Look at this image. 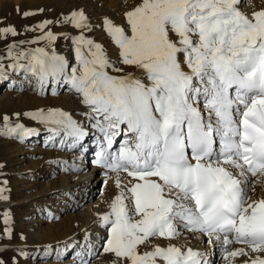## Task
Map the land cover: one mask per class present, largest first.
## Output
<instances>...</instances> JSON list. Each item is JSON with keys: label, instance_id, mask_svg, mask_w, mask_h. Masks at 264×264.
<instances>
[{"label": "snow or ice", "instance_id": "6c2138e0", "mask_svg": "<svg viewBox=\"0 0 264 264\" xmlns=\"http://www.w3.org/2000/svg\"><path fill=\"white\" fill-rule=\"evenodd\" d=\"M238 3L141 0L125 13L127 29L105 18L121 63L142 70L145 79L110 74L109 68L123 69L83 36L75 38L78 64L70 73L62 57L44 48L20 53L17 60L27 63L12 65L41 84L63 79L90 109L85 115L94 114L93 127L107 145L94 163L116 173L118 192L100 216L108 231L103 252L114 254L116 264H207L200 252L174 244L139 251L152 238L174 239L181 227L222 242L225 264L236 257L264 264V197L248 195L264 185V9L249 15ZM66 20L87 27L82 11ZM0 34L16 32L8 26ZM39 39L56 37L49 31ZM24 115L73 144L87 135L60 109ZM2 119L8 135L34 132ZM121 134L129 139L111 151ZM121 173L131 179L121 180ZM234 243L243 247L229 251Z\"/></svg>", "mask_w": 264, "mask_h": 264}, {"label": "rangeland", "instance_id": "374dc122", "mask_svg": "<svg viewBox=\"0 0 264 264\" xmlns=\"http://www.w3.org/2000/svg\"><path fill=\"white\" fill-rule=\"evenodd\" d=\"M139 3H141V0H31L30 4L26 0H0V28L11 26L16 32L15 35L0 34V78L3 75L7 76L3 86L0 87V190H2L0 191V196L3 197L0 198V264H59L57 257L50 255L41 257L40 250L58 247L59 244L57 242L61 240L57 238L59 233L53 236V234H49V231L35 235V233H32L35 230L29 227L31 224L26 223V221L46 219L44 216L39 219L43 206L40 205L37 209H33L35 212H31L32 205L27 199H29L31 194L37 195L39 193L42 195H39L37 199L41 201L40 203L48 201L49 196L47 194L44 195L41 190L46 183H52L53 179L59 175L58 173H53L50 176L45 177L44 175L41 177L40 174L42 173L39 167L34 172L38 173L40 177H33L29 173L34 169L31 161L40 158V154L28 155L27 153L25 155V153L22 154L23 149L30 142L35 144V146H43V139L37 138L30 141L29 139L32 137H21L19 133L6 134L2 117L7 115L9 117V125L13 127L16 124H22L30 129L40 127V120H34L29 116H25L24 113L37 110L47 111L50 109L52 101H54L51 97L60 96L64 93V90H62L63 88L57 90L52 88L51 83L46 85L39 82L41 91H36L37 79L30 72L13 68L12 65L17 63L26 64V58L17 60V56L20 53L29 54L37 48H44L49 54L54 52L60 57L64 56L67 66H70L71 63L73 64L74 58L78 64L75 38L84 37L86 34L96 31L104 34L106 41H103V47L101 46L103 52L108 51L109 46H114L120 53L118 46L115 45L105 29V17L103 16L108 14L105 12L107 9L109 14H111L113 10H110V7L115 6L112 18H106L111 20L114 25L127 29L125 13ZM107 6L110 7L108 8ZM74 11H82L84 13L87 27L77 28L70 20H66V17H70ZM24 13H31V15H24ZM41 24L44 25L42 28L39 27ZM49 31L55 35L56 39L54 41L39 39V37ZM106 37L108 38L106 39ZM86 39L94 42L93 38ZM114 56L115 54L113 53L112 57L115 58ZM115 66L123 69L122 72H117L119 75L130 73L131 65L122 64L121 58L120 62L117 65L115 64ZM124 68L129 69L126 71ZM6 99H10L12 103L7 104ZM17 113L19 115H14ZM46 147L48 151L51 149L48 146ZM81 158L78 160L80 165L84 162L81 161ZM107 180L100 184L98 189L103 192L104 205H107L106 207L108 208L109 201L111 202L112 200L110 197L114 193L111 189L105 192L107 186L110 185V180ZM99 191L97 196L93 197V200H96L100 195ZM79 209L80 207L76 208L72 213H77ZM107 211H109V208ZM68 214L66 212L63 214L65 216L62 217L68 219ZM39 223L37 226H41L38 227V230H47L50 227L47 221ZM65 225L70 227L69 223L63 220L62 226L64 228ZM90 236L92 237L93 234H90ZM107 238L108 236L104 239L102 238L104 243L98 250L101 259L91 264H115L117 258L114 254L103 252V246ZM51 253L55 254V252ZM102 257L109 258L108 262L102 261Z\"/></svg>", "mask_w": 264, "mask_h": 264}, {"label": "bare ground", "instance_id": "6f19581e", "mask_svg": "<svg viewBox=\"0 0 264 264\" xmlns=\"http://www.w3.org/2000/svg\"><path fill=\"white\" fill-rule=\"evenodd\" d=\"M26 2L30 4L31 0H26ZM107 7L109 8L110 6ZM115 8V6L110 7V10H113L112 13L114 12ZM238 8L242 12L250 15L256 10L264 9V0H239ZM107 10L105 12L108 14L104 15L103 17L110 19L112 18V13L109 14V11ZM84 38H93L94 42L100 44L102 47L103 41H106L104 39V34L98 31L90 32L89 34H86ZM107 38L108 37H106V39ZM113 53L115 54V58L112 57ZM104 54L116 65L120 62L119 52L114 46H109L108 51L104 52ZM61 57L64 59L66 70L70 73L71 68L77 65V61H75L74 58L73 64L71 63L70 66H67L64 56ZM128 69H126V71ZM108 71L112 75L122 76L117 74V72L111 68H109ZM141 72L142 70L136 69L135 66H130V73H133L138 78L145 79L140 75ZM5 79H7V76L5 75L0 78V87L3 86V82L6 81ZM36 82V91H41V87H39V81L37 80ZM44 83L46 85H50L51 83L53 86L52 88L56 90L59 88H63L62 90H64V93L60 96L51 97V99L54 101H52L53 103L50 105V109H60L68 112L74 120L81 124V126L87 132V135L73 144L71 137L63 136L62 133L55 134L51 131L50 125H46L45 123L41 122V126L35 128L32 135L26 136L29 138L32 137L29 139L30 141L37 138L43 139V146H35V144L30 142L27 143L25 145L26 148L23 149L22 154L25 153V155L27 153L28 155L37 153L40 154V158L36 159L35 161H31L34 169L29 173L33 175V177H40V175L41 177L44 175L47 177L53 173L59 174L53 179L54 181L52 183L45 182V187L41 190L44 195L47 194L49 196L48 201L40 203L41 201L37 199L39 198V195H42L39 193L37 195L30 193L31 196L29 199H27L30 202V205H32L31 212H35L33 209H37L38 206H43V210H41L42 212L40 213L39 219H42L43 216L46 219L38 221L31 220L26 221V223L31 224L29 227L35 230L32 232L35 233V235H38L39 233L42 234L45 231H49V234H53V236L54 234L59 233L57 236L58 239H61L60 242H57L59 246L40 250L41 257H46L48 255L57 257L59 259V264H82V261H87L88 264H91L96 260L99 261V259H101L98 250L104 243L102 238L104 239L106 236H108L107 227L101 225L100 216L106 213L109 207L107 208V205H104L103 192L101 189L99 191L98 188L100 184L109 179L110 181H107H109L110 185L107 186L105 192L108 189L113 190L114 194H112V196L114 197L118 192V189L115 186L116 173L94 163L95 154L100 150L101 145L103 144L105 147H107V145L104 142L103 133H101L98 128L93 127V125L96 123L94 114L85 115V113H90V109L81 103V96L76 93L69 84L65 83L63 79L53 81L51 78H49ZM6 100L7 104L12 103L10 99ZM199 106L201 109H203L202 102ZM240 110L241 112L243 111V106H240ZM204 115L207 117V112H204ZM127 139H129L127 134H121L120 136L116 137V142L114 143L111 151H117L121 142ZM46 146L50 147L51 149L48 151ZM214 147L217 151L219 150L218 138ZM80 158L81 161H84L81 165L78 161ZM38 167L41 169L42 173L39 176L38 173L36 174L34 172V170H36ZM91 172H93V174H91ZM120 178L123 181L131 179L126 177L125 173H121ZM98 191L100 195L96 200H93V197L97 196ZM248 195L252 199H260L264 197V185H256L255 191L249 189ZM112 196L110 198H113ZM79 207L80 209L77 213H72L76 208ZM66 212L67 214L69 213L68 219L63 218L65 216H63V214ZM63 220L69 223L70 227L65 225L64 228L62 226ZM41 221H47L50 227L47 228V230H38V227L41 225H37L40 224L39 222ZM179 233L180 234L177 237L171 240L152 238L147 245L140 246L139 251L143 252L151 250L153 245L156 244L162 247H166L169 244H174L180 247L182 250L192 248L194 251L200 252L202 254V259L206 260L207 264H225L223 255L224 247L222 242L209 243L208 237L203 236L198 232H189L183 227L179 229ZM90 234H93V236L91 237ZM238 247H243V245L234 243L229 247L228 250L231 251ZM51 252H55V254L53 255ZM93 257L95 258L92 260ZM245 259L248 258L236 257L234 258V261L235 264H243ZM108 260L109 258L102 257V261L108 262Z\"/></svg>", "mask_w": 264, "mask_h": 264}]
</instances>
